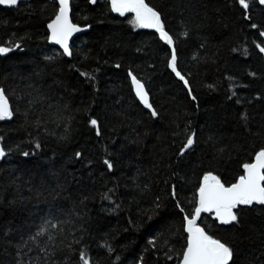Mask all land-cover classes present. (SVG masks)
Segmentation results:
<instances>
[{"label": "trees", "instance_id": "obj_1", "mask_svg": "<svg viewBox=\"0 0 264 264\" xmlns=\"http://www.w3.org/2000/svg\"><path fill=\"white\" fill-rule=\"evenodd\" d=\"M56 2L0 6V46L21 45L0 55V88L14 111L0 121L8 153L0 159V264H83L81 252L92 264H179L184 216L203 176L235 183L264 148V5L146 0L174 37L186 86L168 66L171 46L129 23L132 13L112 11L110 0H72L73 22L90 30L68 58L47 42ZM193 132L196 143L181 156ZM48 221L57 227L31 240ZM198 223L233 247L232 264H264V206L244 208L239 226L212 213Z\"/></svg>", "mask_w": 264, "mask_h": 264}, {"label": "snow or ice", "instance_id": "obj_2", "mask_svg": "<svg viewBox=\"0 0 264 264\" xmlns=\"http://www.w3.org/2000/svg\"><path fill=\"white\" fill-rule=\"evenodd\" d=\"M90 2L96 4L97 0H90ZM20 3L21 0H0V5L17 6ZM110 3L111 10L119 13L121 16L132 13L133 16L129 23L134 27L154 29L159 34L160 39L171 46V57L168 66L187 86L188 80L178 70L175 40L165 28L162 12L150 6L146 0H110ZM250 3L251 0H239V4L245 10L249 9ZM58 4V11L54 19L47 25L51 32L49 39L55 44L60 45L63 48L64 54L72 56L73 53L69 47V40L74 33L84 31V29L72 23L70 16V0H58ZM259 4L264 5V0H259ZM248 18L250 19V17ZM251 26L252 28L258 27L256 24H252ZM183 35L187 36L188 33L184 32ZM260 35L264 36V32H261ZM20 47L21 45L19 43L11 47H0V55L7 54L15 48ZM258 47L259 51L264 53V47ZM117 67H119V65H117ZM129 74L131 75V80L135 87L136 96L146 108L151 110V115L153 117H158L159 113L150 102L149 93L145 84L135 75ZM82 75L92 78L89 73H82ZM189 92H191L190 87ZM192 99L195 100V96H193ZM13 116L14 111L9 103L8 96L5 90L0 88V121L11 120ZM244 119L246 120L247 117L245 116ZM37 123H39V121H37ZM90 124L96 129V134L100 135L99 122L96 119H91ZM0 140H2V138H0ZM195 143L196 135L193 132L187 136L180 155L183 156L184 153L192 149ZM35 147L39 148L40 144L36 143ZM7 154L4 146L0 144V159H4ZM22 154L25 157L29 155L28 152H23ZM76 156L80 158L82 154L77 152ZM103 163L109 170L113 168V164L110 160L105 159ZM242 167L244 174L240 175L235 183L227 186L221 181L219 176L211 172L203 176L202 183L198 189L196 207L191 216H184L186 222L185 231L188 235L186 245L182 253L179 254V264H232L234 256L233 247L229 243L209 235L198 221L201 219L202 213H212L220 225L239 226L242 210L244 208H251L254 205L264 206V148L260 149L255 154L254 162L245 163ZM172 195L173 197L176 196L174 186ZM181 211H183V209H181ZM48 225H51L52 228L57 227L56 224L48 221L42 224L37 233L30 237V239L35 241L37 237L47 233L49 230ZM49 238L52 239L51 236ZM149 243L153 248L156 247L157 242L155 239L150 240ZM44 251H47V249H44ZM171 258V256L168 257V259ZM80 260L83 261V264H92L86 252H81ZM141 264H143V258H141Z\"/></svg>", "mask_w": 264, "mask_h": 264}, {"label": "water", "instance_id": "obj_3", "mask_svg": "<svg viewBox=\"0 0 264 264\" xmlns=\"http://www.w3.org/2000/svg\"><path fill=\"white\" fill-rule=\"evenodd\" d=\"M23 1H25V0H21V2H23ZM72 0H70V7H71V13H70V16H71V14H72ZM89 2H90V0H89ZM56 3H58V0H57V2ZM59 5V4H58ZM0 6H2V7H6V8H10V7H14V6H7V5H0ZM117 13V12H116ZM117 14H119V13H117ZM55 16V15H54ZM54 19V18H53ZM71 20H72V23H74L73 22V19H72V16H71ZM51 22V21H50ZM49 22V23H50ZM74 24H76V23H74ZM48 25V24H47ZM79 27H81L82 29H84V31H81V32H77V33H74L73 34V36L70 38V40H69V47H70V49H71V45H72V43H73V40H75L76 38H78L79 36H81V35H84L86 32H88L89 30H90V28H88V26H81V25H79V24H77ZM46 29H48V27L46 28ZM50 35H51V32H50V30L48 29V43H49V45L50 46H52V47H56V48H58V49H60L63 53H64V51H63V48L60 46V45H58V44H55L54 42H52L50 39H49V37H50ZM1 47V46H0ZM18 48H15L14 50H17ZM72 50V49H71ZM66 55V54H65ZM67 56V55H66ZM68 58H71L72 56H67ZM264 59V58H263ZM132 86H133V89L132 90H134V93H135V87H134V85H133V83H132ZM135 95H136V93H135ZM138 98V97H137ZM139 99V98H138ZM149 99H150V96H149ZM140 103H142L141 101H140ZM142 105H143V103H142ZM252 162H254V161H252ZM251 162V163H252Z\"/></svg>", "mask_w": 264, "mask_h": 264}, {"label": "rangeland", "instance_id": "obj_4", "mask_svg": "<svg viewBox=\"0 0 264 264\" xmlns=\"http://www.w3.org/2000/svg\"><path fill=\"white\" fill-rule=\"evenodd\" d=\"M213 216H214V214H213Z\"/></svg>", "mask_w": 264, "mask_h": 264}]
</instances>
